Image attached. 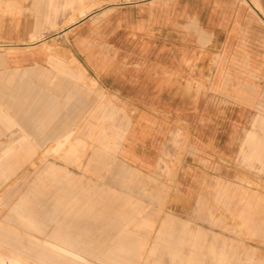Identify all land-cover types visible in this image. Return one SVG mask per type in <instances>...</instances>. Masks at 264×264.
Masks as SVG:
<instances>
[{"label":"crops","instance_id":"1","mask_svg":"<svg viewBox=\"0 0 264 264\" xmlns=\"http://www.w3.org/2000/svg\"><path fill=\"white\" fill-rule=\"evenodd\" d=\"M82 1L0 0L3 67L14 71L42 66L51 54L47 47L53 41L61 40L80 54L76 52L75 41L90 45L88 41L99 39L105 57L108 54L113 59L122 57L126 66L122 71L117 68L113 74L101 62L100 83H118L116 87L126 89L127 93L138 92V97L137 94L129 97L136 103H144V98L153 97L156 106L145 112L150 120L163 122L167 113L179 114L181 128L192 131L195 157L201 164L207 166L209 155L213 163H217L213 167L230 177L232 169L236 174V166L228 164L229 170L220 171L219 161L227 159L230 163L239 157L242 163L259 170L261 167L260 172L264 173V0H151L146 7L120 8L109 16L105 9L87 14L94 6L89 5L79 10L81 19L74 22L71 19L72 23H69L74 16L75 2ZM64 7H71L72 11ZM93 19L99 20V31L95 33L99 36H91ZM129 25L139 31H124ZM109 39L110 47L107 48ZM131 40L132 43L128 42ZM145 40L155 43H145ZM205 73L210 77V90L204 98L196 92L195 108H189L192 93L189 95L188 89L202 87ZM120 83H152L155 90L164 83L167 92L156 90L153 95H148L149 91H143L144 85L129 91L133 85L122 86ZM175 87L180 90L174 91ZM14 97L16 99L10 101L13 110L18 99L16 95ZM114 114L109 102L101 101L97 106L83 104L78 113L75 110L69 116L74 127L67 134L68 143L55 144L54 150L69 145L64 159L76 161L80 148L83 149L89 140L102 141L106 128L102 125L96 132L97 122H108ZM77 118L79 122L75 124ZM160 128L167 131L166 127ZM73 129H77L78 135L72 146ZM159 134L161 132L148 134L145 147L137 151L134 159L137 167L151 170L155 165L157 148H160ZM30 142L18 144L17 150L2 149L0 178L8 171L9 160L27 158ZM109 158L101 151H95L90 163L103 169ZM244 173L251 182L259 179L253 169L249 170V176L247 170ZM44 175L66 180L80 194L87 191L63 168L48 165ZM219 188L222 191L220 199L226 207L234 204L236 198L242 199L243 209L237 218L242 226L250 229L251 217L244 209L246 206L251 208L252 196L228 183H222ZM56 193L52 211L46 218H57V227L45 234L39 246L36 243L30 248L23 246L20 239L10 240L0 233V264H28L26 261L30 259L36 264H136L135 247L140 246V237L129 227L139 231L147 225L145 219L136 217L137 204L114 205L106 199L96 201L95 198H101L97 195L93 199L80 200L75 193L65 189H57ZM110 195L111 199L115 194L110 192ZM21 203L13 208L18 216L21 213L16 210ZM258 204L259 201L254 206L258 208ZM71 216L72 220H69ZM23 218L34 231L43 233L45 227L40 222L28 215ZM96 223H103V226L95 228ZM214 254L217 255L216 264H224L229 255L226 244L222 242Z\"/></svg>","mask_w":264,"mask_h":264},{"label":"rangeland","instance_id":"2","mask_svg":"<svg viewBox=\"0 0 264 264\" xmlns=\"http://www.w3.org/2000/svg\"><path fill=\"white\" fill-rule=\"evenodd\" d=\"M149 2L151 0L75 2L74 16L69 23L81 19L79 10L89 5L94 6L87 14L105 9L109 16L120 8L146 7ZM64 9L72 11L71 7ZM96 19H93L95 24L90 29L91 36H99L95 34L99 31V20ZM113 28L117 29L115 25ZM124 31L137 32L139 29L129 25L124 27ZM109 41L107 48L110 47ZM88 42L90 45L75 41L76 52L80 53L77 54L61 40L58 43L53 41L47 47L51 54L46 63L32 69L7 71L0 56V156L6 149L17 150L18 144L31 141V151L27 158L9 160V169L0 178V233H4L10 240L20 239L22 245L28 248L36 243L39 246L45 234L57 227V218H46V214L52 211L57 189H65L75 193L80 200L93 199L97 195L101 198H95L96 201L106 199L114 205L137 204L136 217L145 219L147 225L139 231L129 227L130 231L140 237V246L135 247L136 264H216L217 255L214 252L219 250L222 242L229 252L224 264H264V181L260 179L264 173L260 172L261 167L260 170L250 167L242 163L239 157L230 163L227 159H220V171L229 170L228 164L237 168L236 174L232 169V175L227 177L213 167L217 163H213L209 155L207 166L201 164L195 157L192 131L181 128L182 119L179 114L172 116L167 113L163 122L150 120L145 112L148 113V108L156 106L153 97L144 98V103H136L129 97L135 94L138 97V92L127 93L126 89L116 87L118 83H100L98 73L101 62L113 74L117 68L122 71L126 66L123 65L122 57L113 59L108 49L105 57L99 39ZM128 42L132 43V40ZM144 42L155 43L148 40ZM209 84L210 77L205 73L202 87L188 89L189 95L192 93L189 108H195L196 92L206 97L210 90ZM121 85H133L128 88L129 91L144 85L143 91H149L148 95H153L156 90L167 92L164 83L156 90L152 83ZM173 90L180 89L175 87ZM15 95L18 99L13 107H19L20 112L16 111L17 107L13 110L10 106V101L16 99ZM101 101L109 102L115 110L110 121L99 120L94 127L98 132L100 126H105L103 142L97 143L91 139L83 149L80 148L76 161L64 159L69 145L60 150L54 148L55 144L68 143L67 134L74 127L69 116L75 110L78 113L83 104L97 106ZM78 118L75 124H78ZM160 127H166L167 131L164 132ZM76 131L73 129V137L70 139L72 146L78 135ZM151 132H161L158 137L160 148H157L155 165L147 170L137 167L134 159L137 151L145 147ZM99 150L110 157L103 169L93 167L90 163L91 156ZM48 165L65 169L86 188V193L80 194L66 180L46 177L44 170ZM251 169L259 177L255 183L244 176L245 170L249 176ZM222 183L240 188L243 194L252 196L249 202L252 203L251 208L246 206L244 209L251 217L250 229L242 226L237 218L238 212L243 209L242 199L236 198L234 204L228 207L223 204L219 195L222 193L219 188ZM110 192L115 194L111 199ZM258 201L257 208L254 205ZM19 202L22 203L16 211L21 216L13 212ZM27 215L45 227L43 233L29 226L23 218ZM93 226L101 228L103 223ZM159 231L162 234L159 235ZM26 263L37 262L30 259Z\"/></svg>","mask_w":264,"mask_h":264}]
</instances>
